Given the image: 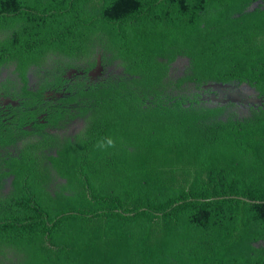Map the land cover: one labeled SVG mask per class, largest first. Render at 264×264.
<instances>
[{
	"label": "trees",
	"instance_id": "1",
	"mask_svg": "<svg viewBox=\"0 0 264 264\" xmlns=\"http://www.w3.org/2000/svg\"><path fill=\"white\" fill-rule=\"evenodd\" d=\"M255 1L0 0V63L17 61L23 75L49 53L79 58L100 46L127 74L58 106L55 124L86 115L52 157L67 193L42 192L35 151L12 164L0 257L264 264V7L245 12ZM178 58L189 66L174 82ZM213 81L249 83L263 104L240 115L168 91Z\"/></svg>",
	"mask_w": 264,
	"mask_h": 264
},
{
	"label": "flooded vegetation",
	"instance_id": "2",
	"mask_svg": "<svg viewBox=\"0 0 264 264\" xmlns=\"http://www.w3.org/2000/svg\"><path fill=\"white\" fill-rule=\"evenodd\" d=\"M188 66L187 58H178L171 64L168 78L176 82L186 74ZM124 71L121 61L110 62L100 46L79 58L49 53L40 65H29L23 75L17 61L0 63V120L11 127L8 134L7 127L0 125V199L14 191L12 164L32 151L38 154L42 192L55 195L57 191H69L67 179L58 174L52 157L65 146L68 138L74 141L82 132L86 126V115L78 114L70 118L69 114H65L55 124L60 110L58 106L73 105L63 104L62 99L75 94L81 87L88 89L91 85L126 76ZM208 83L198 86L194 82H186L180 88H169L168 91L173 96L185 95L188 104L190 100H195L199 101V105L222 106L227 110H237L240 115L248 114L252 104L242 107V104L212 100L210 97L214 91L205 88ZM243 83L232 82L237 87ZM6 250V255L0 257V264H20V256Z\"/></svg>",
	"mask_w": 264,
	"mask_h": 264
},
{
	"label": "water",
	"instance_id": "3",
	"mask_svg": "<svg viewBox=\"0 0 264 264\" xmlns=\"http://www.w3.org/2000/svg\"><path fill=\"white\" fill-rule=\"evenodd\" d=\"M258 7H264V0L253 2L245 12L253 11ZM205 88H210L214 91V94L210 97L214 101L222 103L233 102L242 104V107L248 104H252L255 107L263 104V99L259 96L258 90L246 82L237 87L230 82L214 81L208 83ZM261 244H264V241L256 243L257 246Z\"/></svg>",
	"mask_w": 264,
	"mask_h": 264
}]
</instances>
